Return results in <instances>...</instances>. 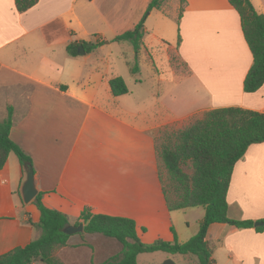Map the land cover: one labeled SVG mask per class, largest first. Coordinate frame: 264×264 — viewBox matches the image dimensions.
<instances>
[{
  "label": "crops",
  "instance_id": "obj_1",
  "mask_svg": "<svg viewBox=\"0 0 264 264\" xmlns=\"http://www.w3.org/2000/svg\"><path fill=\"white\" fill-rule=\"evenodd\" d=\"M149 1L38 0L20 13L14 0H0V120L11 107L9 136L31 158L41 202L66 214L70 225L87 207L132 219L143 243L175 237L184 242L197 233L185 227L190 229L192 217L198 224L204 210L168 209L158 176L155 132L180 127L214 108L264 113V82L255 92L243 90L252 54L239 15L227 0H185L178 20L177 13L164 7L147 11ZM250 1L264 15V0ZM142 19L138 67L141 58L153 62L150 53L160 41L169 75L154 74L164 90L132 105L129 89L119 96L110 90L111 78L126 81L112 60L111 44L119 42L111 40ZM95 40L103 44L87 52L84 42ZM69 45L76 55L69 54ZM80 45L84 53L78 52ZM173 53L183 71L170 66ZM124 58L132 74V62ZM11 154L0 170V255L41 234L36 205L22 199L27 168ZM226 201L230 218H264V142L251 144L235 163ZM205 239L213 264H264V231L216 222ZM120 250L113 238L77 232L56 255L63 264H91ZM157 253L138 254L137 264H162L176 255L165 252L158 258ZM183 256L187 264H196L195 256Z\"/></svg>",
  "mask_w": 264,
  "mask_h": 264
},
{
  "label": "trees",
  "instance_id": "obj_2",
  "mask_svg": "<svg viewBox=\"0 0 264 264\" xmlns=\"http://www.w3.org/2000/svg\"><path fill=\"white\" fill-rule=\"evenodd\" d=\"M165 1L150 0L147 11L161 9ZM227 1L239 15L243 36L252 54V64L243 80V90L255 92L264 82V15L254 8L250 0ZM37 2L38 0H14L15 9L20 13ZM182 10L183 7L177 20ZM143 35L142 19L133 28L111 40L128 41L132 45L135 52L134 63L129 64L132 74H136L139 69L137 53ZM101 43L102 41L95 40L84 42V45L86 51L90 52ZM67 50L71 55L77 54L75 47L71 45L67 46ZM177 63V69H181L183 64ZM109 86L114 96L128 92L120 76L111 78ZM12 124V108L8 107L6 116L0 120V170L10 153L15 154L23 169L28 164L32 166L29 155L9 136ZM169 128L175 127L164 126L154 134L159 180L170 211L195 207L204 210L197 233L184 242L177 241L175 237L173 241L157 239L146 244L137 236L132 219L94 213L85 207L73 224L83 225L82 231L78 233L100 234L115 239L121 245L118 254L103 262L91 264H137L138 254L155 251L193 255L196 264H213L212 252L205 239L212 223H228L238 229L254 228L256 232L264 231V218L257 220L262 222L260 226H254L253 220L230 218L226 201L235 163L244 156L251 144L264 142V113L234 106L214 108L194 115L180 127L166 132ZM160 136L162 139L157 142ZM32 202L40 213L36 226L41 229V234L27 245L0 255V264H63L56 252L67 245L69 235L63 229L70 225V220L66 214L44 206L41 193H37Z\"/></svg>",
  "mask_w": 264,
  "mask_h": 264
},
{
  "label": "rangeland",
  "instance_id": "obj_3",
  "mask_svg": "<svg viewBox=\"0 0 264 264\" xmlns=\"http://www.w3.org/2000/svg\"><path fill=\"white\" fill-rule=\"evenodd\" d=\"M183 5H184V0H166L163 6L166 11H170L171 13H177L178 15ZM151 22H152V19L150 18L148 21V24L151 25ZM169 24L174 26V23L169 22ZM148 40H149V37L147 36L146 42H148ZM105 41H108V38ZM102 44L103 43H101V45ZM154 45L156 46L154 47V49H152L150 53L152 56L153 62L149 60H145V58H141V60H139L138 72L135 75H133V74H130V72L128 71V68L125 64V58H124V55H127L128 58L126 59H129L132 63H134L135 58H134V55L132 54V52H134L133 51L134 49L132 50V45L128 41L111 44V47L113 49L112 60L116 63V66L120 72L124 71V75L126 79L125 83L131 92V94L128 96L129 97L128 99L130 100L132 105H142L143 102L146 101L147 97L148 98L150 97L149 93H151L152 91L161 92L165 88V84L158 83L153 78H154V74L156 73H159L164 78L168 77L169 65L166 59L165 52L161 50V48L159 47L160 41H155ZM177 62L179 61L176 60L174 53H173L171 60H170V64H171L170 66L173 69H177V66L175 65V64H178ZM183 69L184 68L181 66L182 71ZM175 128H178V127L176 126ZM175 128H172V129H175ZM172 129L171 128L166 129V132H170ZM161 139H162L161 136L157 138V142H160ZM10 158L12 160H16L15 154L12 153ZM10 160L8 162H10ZM191 210L196 211V210H203V209L201 207H195ZM198 227H199V223L196 224L195 218L192 217L190 219V229H187L186 227L185 229L187 231L192 230L193 232H196L198 231ZM157 254H158L157 255L158 258H162L163 256H165L166 253L163 251H159V253ZM142 258L144 257H141V259ZM174 261L172 260L174 264H187L186 258L181 254L174 255ZM36 264H40V263L37 262ZM141 264H145V263L143 262Z\"/></svg>",
  "mask_w": 264,
  "mask_h": 264
},
{
  "label": "water",
  "instance_id": "obj_4",
  "mask_svg": "<svg viewBox=\"0 0 264 264\" xmlns=\"http://www.w3.org/2000/svg\"><path fill=\"white\" fill-rule=\"evenodd\" d=\"M78 52L84 53L83 45H80L78 47ZM21 194H22V199L25 203L31 202L37 194V190L35 188V183H34V171L30 164L27 165L26 180L21 188ZM260 225H262V222L260 221L254 222V226H260ZM82 229H83L82 224L69 225L63 229V232L70 235L77 232H81ZM163 264H174V263L172 262V260L166 259L163 262Z\"/></svg>",
  "mask_w": 264,
  "mask_h": 264
}]
</instances>
